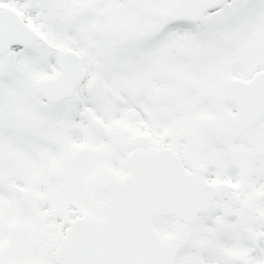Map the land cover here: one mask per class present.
I'll use <instances>...</instances> for the list:
<instances>
[{
    "label": "snow or ice",
    "instance_id": "1",
    "mask_svg": "<svg viewBox=\"0 0 264 264\" xmlns=\"http://www.w3.org/2000/svg\"><path fill=\"white\" fill-rule=\"evenodd\" d=\"M0 264H264V0H0Z\"/></svg>",
    "mask_w": 264,
    "mask_h": 264
}]
</instances>
